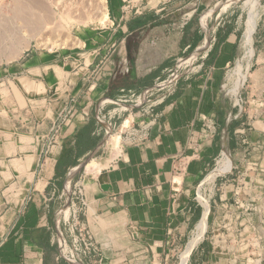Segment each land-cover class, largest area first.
<instances>
[{
	"label": "crops",
	"instance_id": "crops-1",
	"mask_svg": "<svg viewBox=\"0 0 264 264\" xmlns=\"http://www.w3.org/2000/svg\"><path fill=\"white\" fill-rule=\"evenodd\" d=\"M212 2L108 0L116 28L89 32L70 55H33L15 65L13 75L5 73L0 84V264H67L56 259L54 218L63 188L76 178L68 172L98 146L74 160L77 134L89 123L82 115L103 98L144 93L179 59L195 53L202 45L197 18ZM239 41L235 18L226 21L197 68L178 78L173 93L154 110L146 141L123 147L108 168L83 179L84 199L95 213L86 222L94 241L104 245L94 264H176L203 217L198 201L203 182L225 147L234 170L215 178V233L191 263L252 261V241L258 240L252 220L264 236V15L243 91L245 107L232 123L236 109L224 89ZM61 113L69 117L61 141L45 155L46 139ZM208 121L215 125L210 135ZM67 151L71 158L64 161ZM178 158L187 161L179 173ZM257 250L264 251L259 244Z\"/></svg>",
	"mask_w": 264,
	"mask_h": 264
},
{
	"label": "rangeland",
	"instance_id": "rangeland-1",
	"mask_svg": "<svg viewBox=\"0 0 264 264\" xmlns=\"http://www.w3.org/2000/svg\"><path fill=\"white\" fill-rule=\"evenodd\" d=\"M225 1L227 0H213L208 9L197 18L201 28L202 45L200 46L201 50H199L196 60L194 61L195 65L200 61V57L206 55L209 51V47L214 43L218 28H220L226 21H230L233 18H235V22L239 28V46L241 47L243 32L246 28L251 12L255 9L262 10L264 8V0H249L247 2L245 0H232L227 5L224 4ZM210 10H212L211 14L206 16L207 12ZM109 13L108 0H0V84H2L5 79L4 77H6L5 73L13 75L15 65L29 59L33 55L51 54L55 52L70 55L74 52L76 47L81 45V39L89 32L94 31L95 33H101L116 28L115 26L117 23L114 25L113 16ZM262 15H264V11L260 14V18L258 19L256 26L253 28V49H255L254 40L256 43L257 29ZM189 55L182 58H187ZM176 64L177 62L174 63L171 70ZM236 65L237 61L230 69L228 76ZM189 69H192V67ZM250 69L246 72L247 76L244 84L238 91V95L241 93V105L236 108L232 123L237 119V115H239L245 107L243 102V91L245 89ZM165 79L166 78H163L160 82L166 81ZM225 84H227V81ZM232 87L233 85L227 86L224 89L228 102L230 105L232 104L230 107L234 105L238 98V95L232 93ZM163 93V91L159 92L155 97L157 98V95ZM142 96H144V94L141 95V97ZM125 100H128V102L123 103V105L122 103L108 105L105 108L104 113L100 115L101 118L103 115L105 116L102 118L103 121H99L96 115V105L99 101L94 103L93 108L88 111L89 114L82 115V111L80 112L82 116L88 118L87 122L91 120L94 121L96 130L94 131L97 132L98 129V132L95 134L96 144L98 146L95 145L97 148L81 158L80 163L75 166V180L80 181L85 177L88 178L90 176L85 174V167L83 165L89 160L96 159L102 164L103 169L108 168L120 153L121 135L125 138L128 126L137 125L139 121L146 119L147 114L145 111H149L147 105L139 110H135L137 104L131 102L132 99H130V97L125 98ZM140 115L144 116L139 118ZM128 120L129 122L125 124ZM230 164L231 167L233 165L232 160ZM80 165H83L82 170L78 167ZM215 167L216 165L213 168ZM76 169H78L79 172ZM213 182L214 180L208 182L204 181L201 189L202 193L200 192L198 196V201L202 206L203 211L204 204L208 201L207 210L209 221L204 231L203 240L199 242L196 252L194 249L192 250L188 257L187 264L193 263L192 257L193 255L198 254L199 246L204 242L209 241V238L211 239L215 233L216 224L214 221L213 208H215V202L217 200L213 202V199L216 198L213 192ZM62 205L63 203L60 202L58 210H60ZM81 218L86 222V217L84 219V216L82 215ZM250 224L252 229L255 227V230L252 232L255 236L254 239L258 237V240L252 241L256 252L250 257L252 261L249 263L255 264L258 263L257 260L262 259L264 264V251L257 252L259 251L257 250L258 244L260 249H264L263 233L258 230V223L256 221L252 220ZM89 227L91 228L90 225ZM192 235L186 241V246L184 245L183 249L178 254L176 264H181V254L185 252ZM261 239L262 242L260 243Z\"/></svg>",
	"mask_w": 264,
	"mask_h": 264
},
{
	"label": "built area",
	"instance_id": "built-area-1",
	"mask_svg": "<svg viewBox=\"0 0 264 264\" xmlns=\"http://www.w3.org/2000/svg\"><path fill=\"white\" fill-rule=\"evenodd\" d=\"M199 48L200 47H198L197 50ZM197 50L195 52H197ZM196 68L197 66L194 64L192 69H189V67L180 69V74L176 79H172L173 75L175 74V68H173L172 70L170 69L165 74L166 77L164 78H166V81L157 82L153 87L146 90L148 93L145 91L144 93L130 95V99H132L131 102H135L137 104L135 110H139L143 108V106L147 105V109L149 111H145L147 114L146 119L139 121L137 125L128 126V131H126L125 133V138H123V136L121 135V150L125 146L140 145L144 143V141H146L149 128L151 124H153L156 120V116L153 115L154 110L165 101L168 95L173 93V91L175 90L176 80L183 75L190 74ZM162 91L164 93L161 95H157L156 98V94ZM143 94L144 96L141 97V95ZM127 102L128 100L125 99H101L98 102L99 104L97 103L96 105V115L98 120L103 121L102 118L105 116L103 115V117L101 118L100 115L104 113V110L108 105L120 103H122L123 105V103ZM142 116L144 115H140L139 118ZM68 118L69 117L67 113H61L58 120L54 124L51 134L47 137L45 142V155H48L52 147H54L61 141L62 128ZM232 119H234V115L232 116ZM205 126L207 135H210L214 132L215 125L212 121L206 122ZM97 132H95V134ZM220 159L221 157L217 161L216 168L219 166ZM175 163L176 170L179 173L186 167L187 161L183 158H178L175 160ZM233 170L234 167L232 166L230 171L218 175L216 179L224 178L225 176L230 175ZM73 174L74 169H71L68 172V175L71 176ZM75 179L74 181L70 179L69 189L67 191L65 190L66 186L63 188L60 197L63 205L54 218L53 231L54 242L57 247L56 259L57 261H64L67 264H94L95 258L102 255V249L104 245L102 246L94 241L93 233L91 231V228L89 227V224L81 218L82 215H85L87 220L88 217H92L93 215H95V213L92 211V209L84 199L83 180L79 181ZM216 179L213 182L214 184ZM220 187L224 188V186ZM214 201L215 200L213 199V202Z\"/></svg>",
	"mask_w": 264,
	"mask_h": 264
},
{
	"label": "bare ground",
	"instance_id": "bare-ground-1",
	"mask_svg": "<svg viewBox=\"0 0 264 264\" xmlns=\"http://www.w3.org/2000/svg\"><path fill=\"white\" fill-rule=\"evenodd\" d=\"M231 1L232 0H227V1H225L226 3L224 2V4L227 5ZM245 1L247 2L249 0H245ZM262 10L264 11V8ZM262 10L261 9H255L251 12L250 17H249L247 24H246V28L243 32V41H242L241 47L239 49L238 58H237V65L233 68L231 74L227 78L226 87L233 85L231 91H232V93H235L236 95H238V91L241 89V87L244 84V81H245L246 76H247L246 72L248 71L251 60L253 58L254 49H253L252 32H253L254 26H256V24H257L258 19L260 18V14L263 12ZM211 12H212V10L207 12L206 16L210 15ZM199 50H201V49L199 48L197 50V52L192 53L187 58H181L178 60L177 64L174 67L175 68V74L173 75L172 79H176L179 76V74H180L179 70L180 69L185 68V67H189V68L192 67L193 68V64H194V61L196 60V57H197V54L199 53ZM13 55H14V53H13ZM238 98H239V100H238ZM238 98L236 99V102L233 105L234 110L238 106L241 105V93H239ZM128 122H129V120L126 121L125 124H127ZM109 143H110V141H109ZM114 147H115V145H114ZM229 152L227 151L226 147L223 149L221 159L219 162V166L215 170H213L207 176V178L205 177L206 179L204 181H206V182L213 181L218 175L223 174L227 171H230V169L232 168L233 165L230 167L231 157H230ZM84 167H85L84 168L85 174L90 175V176L97 175L103 169L102 164L96 159L89 160L87 163L84 164ZM76 170L78 171V169H76ZM68 189H69V182H67V184H66V191ZM207 202H205V204L203 203L204 204L203 217L199 221V223L196 225V229L193 231L192 238L189 241V244H188L185 252L183 254H181V256H182V258L180 260L181 264H187V260H188L190 253L192 252L193 249L195 250L197 248L199 242L203 240L204 231H205L206 225L209 221Z\"/></svg>",
	"mask_w": 264,
	"mask_h": 264
},
{
	"label": "trees",
	"instance_id": "trees-1",
	"mask_svg": "<svg viewBox=\"0 0 264 264\" xmlns=\"http://www.w3.org/2000/svg\"><path fill=\"white\" fill-rule=\"evenodd\" d=\"M95 124L94 121L91 120L89 123L84 126L77 134L78 138L74 144V160L76 161L78 157L88 150L90 147L94 146L96 143L95 139ZM93 134V135H92ZM71 158V152L67 151L64 155V161H69Z\"/></svg>",
	"mask_w": 264,
	"mask_h": 264
},
{
	"label": "water",
	"instance_id": "water-1",
	"mask_svg": "<svg viewBox=\"0 0 264 264\" xmlns=\"http://www.w3.org/2000/svg\"><path fill=\"white\" fill-rule=\"evenodd\" d=\"M83 165H84V164H83ZM83 165H80V166H79V169H80V170H82V169H83V168H82V166H83ZM188 243H189V242H188Z\"/></svg>",
	"mask_w": 264,
	"mask_h": 264
}]
</instances>
